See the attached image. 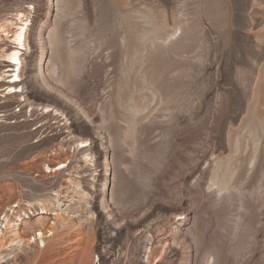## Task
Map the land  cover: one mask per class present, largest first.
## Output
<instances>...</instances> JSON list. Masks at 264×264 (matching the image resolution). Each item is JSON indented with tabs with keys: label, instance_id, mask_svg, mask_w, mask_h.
<instances>
[{
	"label": "rangeland",
	"instance_id": "rangeland-1",
	"mask_svg": "<svg viewBox=\"0 0 264 264\" xmlns=\"http://www.w3.org/2000/svg\"><path fill=\"white\" fill-rule=\"evenodd\" d=\"M3 212L0 264H264V0H0Z\"/></svg>",
	"mask_w": 264,
	"mask_h": 264
},
{
	"label": "bare ground",
	"instance_id": "bare-ground-1",
	"mask_svg": "<svg viewBox=\"0 0 264 264\" xmlns=\"http://www.w3.org/2000/svg\"><path fill=\"white\" fill-rule=\"evenodd\" d=\"M24 17L25 16L23 14H19V16L17 17L18 23L16 24L14 34L12 35L13 39L11 40V43L14 45V48L11 49V51L9 52L10 54L8 56H9L10 61L13 62L14 64L8 62L9 64L7 66L8 68L17 67L16 70L15 69L9 70V71H12V73H14L15 71L16 72L20 71V73H23V71L20 70V67L22 66V68H23L27 64L26 61L22 60L21 54H22L23 50H26L27 34L31 30L32 24H31L30 19H28V18L23 19ZM6 36L8 37L9 33H7ZM20 73L12 74L10 76V78H13V80L7 81L5 83L6 89L9 90L8 93H10V94L11 93H15V94L17 93V89L20 87V83H18V81H17V80H21ZM80 147L81 148L86 147L84 142L80 143ZM62 167L64 168V166H62ZM63 168H60V169H63ZM9 208L11 210V205L9 206ZM12 210H13V208H12ZM15 211L16 210H13V213H15ZM3 213H4V217L2 220H0V240L3 239V235L5 233V229L7 228V225H10L9 224V216H8L7 212H3ZM17 217H19V216H17ZM3 225L5 227H3ZM46 234L47 233L44 234L43 232H41L39 239H36V235L34 236V239H35L34 241L38 240V242L43 243L45 246L44 249H46L49 245L48 242H46L45 239L43 238V236ZM28 241L30 242L31 238L28 239ZM35 253H37V254L41 253L39 248L35 250ZM93 253H94L93 247H91L87 251H85L83 258L80 260L79 264H92L90 258H91V255ZM33 258H36V254L33 255Z\"/></svg>",
	"mask_w": 264,
	"mask_h": 264
}]
</instances>
